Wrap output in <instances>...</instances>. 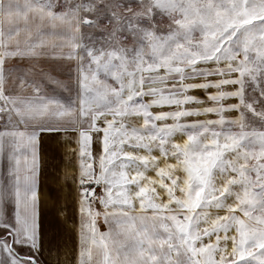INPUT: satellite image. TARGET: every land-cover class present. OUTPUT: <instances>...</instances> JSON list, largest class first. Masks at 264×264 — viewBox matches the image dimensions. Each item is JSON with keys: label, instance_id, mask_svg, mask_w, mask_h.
<instances>
[{"label": "snow or ice", "instance_id": "obj_1", "mask_svg": "<svg viewBox=\"0 0 264 264\" xmlns=\"http://www.w3.org/2000/svg\"><path fill=\"white\" fill-rule=\"evenodd\" d=\"M0 264H264V0H0Z\"/></svg>", "mask_w": 264, "mask_h": 264}, {"label": "crops", "instance_id": "obj_2", "mask_svg": "<svg viewBox=\"0 0 264 264\" xmlns=\"http://www.w3.org/2000/svg\"><path fill=\"white\" fill-rule=\"evenodd\" d=\"M56 136L57 134H50L46 142L42 140L40 197L42 218L51 237V243L46 247L50 248L53 257L59 254L63 258L66 246L74 247L76 244L72 230L74 222L71 219L72 212L75 211L76 198L73 194L71 181L65 185L61 175L66 158ZM68 170L72 171V168ZM60 209L64 210L63 214L60 213ZM65 220H67V224L64 223ZM45 255L47 256L48 252Z\"/></svg>", "mask_w": 264, "mask_h": 264}, {"label": "rangeland", "instance_id": "obj_3", "mask_svg": "<svg viewBox=\"0 0 264 264\" xmlns=\"http://www.w3.org/2000/svg\"><path fill=\"white\" fill-rule=\"evenodd\" d=\"M65 213H67V211H65ZM73 214L71 215V219H73V226H72V230L74 231V236H75V239H76V228H75V225L77 224L78 222V216L76 215L75 211L72 212ZM101 229L103 230V225H101Z\"/></svg>", "mask_w": 264, "mask_h": 264}]
</instances>
